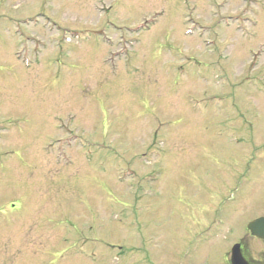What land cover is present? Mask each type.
I'll return each instance as SVG.
<instances>
[{
    "label": "rangeland",
    "instance_id": "374dc122",
    "mask_svg": "<svg viewBox=\"0 0 264 264\" xmlns=\"http://www.w3.org/2000/svg\"><path fill=\"white\" fill-rule=\"evenodd\" d=\"M224 174L264 204V0H0V264L165 253Z\"/></svg>",
    "mask_w": 264,
    "mask_h": 264
},
{
    "label": "flooded vegetation",
    "instance_id": "af4514ba",
    "mask_svg": "<svg viewBox=\"0 0 264 264\" xmlns=\"http://www.w3.org/2000/svg\"><path fill=\"white\" fill-rule=\"evenodd\" d=\"M228 176L223 175L222 188H214L215 194L208 188V197L199 205L185 203L189 214L179 222L181 230L176 231L168 251L151 253L148 247L137 249L128 257L132 261L126 264H264V238L248 228L251 221L264 217V204L257 205L250 200L254 195L252 185L243 188L246 185L229 184ZM197 180L207 185L204 176H197ZM235 195V199L230 198ZM247 209L260 214L248 219Z\"/></svg>",
    "mask_w": 264,
    "mask_h": 264
},
{
    "label": "water",
    "instance_id": "95a60500",
    "mask_svg": "<svg viewBox=\"0 0 264 264\" xmlns=\"http://www.w3.org/2000/svg\"><path fill=\"white\" fill-rule=\"evenodd\" d=\"M249 229L256 235L264 237V218H259L249 224Z\"/></svg>",
    "mask_w": 264,
    "mask_h": 264
}]
</instances>
